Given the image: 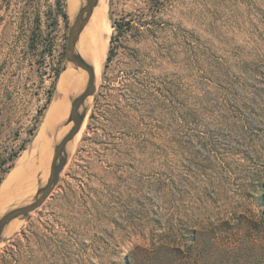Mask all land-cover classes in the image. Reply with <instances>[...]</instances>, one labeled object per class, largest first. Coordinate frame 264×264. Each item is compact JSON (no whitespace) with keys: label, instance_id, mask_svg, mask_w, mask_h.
<instances>
[{"label":"rangeland","instance_id":"obj_1","mask_svg":"<svg viewBox=\"0 0 264 264\" xmlns=\"http://www.w3.org/2000/svg\"><path fill=\"white\" fill-rule=\"evenodd\" d=\"M76 16L0 0V188L72 71ZM106 20L84 125L43 205L4 229L0 264H264V0H108Z\"/></svg>","mask_w":264,"mask_h":264},{"label":"bare ground","instance_id":"obj_2","mask_svg":"<svg viewBox=\"0 0 264 264\" xmlns=\"http://www.w3.org/2000/svg\"><path fill=\"white\" fill-rule=\"evenodd\" d=\"M107 1H97L93 7L92 15L76 43V51L94 65L97 79L102 73L109 46L110 27L106 20ZM85 3H87V0H67L69 14H73L75 17L78 8L83 7ZM68 67V69L72 70L70 72L74 76L66 70L67 72L64 74L63 83L58 86L57 92L55 91L56 95L47 111L43 126L33 141L34 144L31 153L27 152L19 158L16 166H14L15 168L2 183L0 188V208H5L10 205H15V207L19 206L26 202L34 193L30 199L32 201L36 194L35 192L40 188L41 183L43 184L44 182V175L46 174L44 171L49 161L50 172L53 157L52 155L50 158L53 140L48 136L49 131L59 121L65 120L69 110L68 104L71 103V98L74 96V93L75 95H79L89 81V73L87 70L76 67L75 65H68ZM76 81L80 85L76 84ZM88 100L85 104H88ZM69 126H71V123ZM16 221H19V218H15L8 223L5 228V234H10L17 228V224L19 223Z\"/></svg>","mask_w":264,"mask_h":264},{"label":"water","instance_id":"obj_3","mask_svg":"<svg viewBox=\"0 0 264 264\" xmlns=\"http://www.w3.org/2000/svg\"><path fill=\"white\" fill-rule=\"evenodd\" d=\"M97 1L98 0H87V3L79 10L76 19L70 26L69 30L66 57L76 67L83 68L89 73V81L84 91L72 100L67 124L73 123V126L70 128L68 133L55 145L48 181L45 185L37 190L33 202L15 207L0 218V240L2 239L5 227L11 220L19 216L28 215L30 212L43 205V203L46 201L48 196L58 184L60 175L66 166L67 156L65 153L68 143L76 137L84 125L87 111L86 109L83 111L82 106H84L89 97L96 93V72L94 65H92L76 51V43L86 23L90 19L93 7L96 5Z\"/></svg>","mask_w":264,"mask_h":264},{"label":"trees","instance_id":"obj_4","mask_svg":"<svg viewBox=\"0 0 264 264\" xmlns=\"http://www.w3.org/2000/svg\"><path fill=\"white\" fill-rule=\"evenodd\" d=\"M58 1L60 2V0H58ZM62 14H63V16H64L65 19H68V16H67L66 11H62ZM113 53H114L113 49H110L109 50V54H108V60H111L112 59ZM261 184L264 186V183L263 182Z\"/></svg>","mask_w":264,"mask_h":264}]
</instances>
